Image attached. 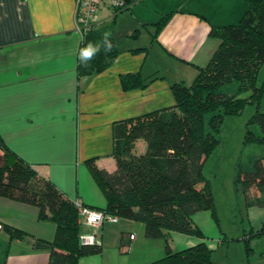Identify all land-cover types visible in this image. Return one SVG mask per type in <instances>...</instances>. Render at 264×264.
I'll list each match as a JSON object with an SVG mask.
<instances>
[{
	"label": "crops",
	"instance_id": "obj_1",
	"mask_svg": "<svg viewBox=\"0 0 264 264\" xmlns=\"http://www.w3.org/2000/svg\"><path fill=\"white\" fill-rule=\"evenodd\" d=\"M246 8L245 0H134L117 14L103 8L96 27L112 24L118 54L105 71L79 77L76 0H0L2 142L71 201L104 209L86 161L115 170L113 124L173 106L171 85L194 80L219 44L209 36L211 28L237 23ZM165 15L167 22L152 38L153 24ZM117 36L125 38L122 47ZM136 72L159 78L143 89L123 90L120 75ZM205 213L192 217L202 233L196 217ZM0 224V264H49V251L35 249L33 239L51 242L55 226L39 221L35 206L0 197ZM7 228L28 237L11 239ZM92 231L81 227V233ZM97 239L101 252L78 264H124L121 255L142 245L149 249L147 263L156 258L153 252L166 253L159 239L144 236L141 223L127 219L104 223ZM166 239L171 252L202 241L214 250L206 238L169 232Z\"/></svg>",
	"mask_w": 264,
	"mask_h": 264
},
{
	"label": "trees",
	"instance_id": "obj_2",
	"mask_svg": "<svg viewBox=\"0 0 264 264\" xmlns=\"http://www.w3.org/2000/svg\"><path fill=\"white\" fill-rule=\"evenodd\" d=\"M124 1L125 6L113 10L114 14L127 10L134 0ZM245 2L247 8L237 23L211 28L209 36L219 40V44L207 64L198 69L192 83L171 85L173 106L113 124L115 170L109 172L97 167L94 159L86 161L89 174L106 201L101 211L141 223L147 239H164L165 255L147 264H216L213 250L203 241L171 252L167 233L205 239L192 217L200 211L214 216L202 167L218 143L217 134L225 116L238 115L247 105H256L244 141L264 145V113L257 109L264 96V74L260 86L257 85L264 64V0ZM168 16L153 24L152 38ZM105 33L112 42L111 50L106 51L102 46L91 60L80 63V49L89 42L103 45ZM117 54L112 24L91 26L79 47L78 76H94L105 71ZM157 78L155 75L143 78L139 72L125 73L120 75V85L125 91L143 89ZM232 82L237 85V95L246 92L249 95L239 98L222 93L221 87ZM250 125H255L258 133L251 131ZM139 141L143 143L142 151L137 148ZM235 183L242 186L250 204H264V156L255 158L249 168L239 165ZM253 189L255 195L251 196L249 192ZM0 197L35 206L39 221L54 224L51 242L33 239L35 249L49 251V264H78L80 258L101 252L100 244L81 243L82 222L74 201L9 150L1 138ZM7 232L11 239L28 237L12 228H7ZM259 234H264V227Z\"/></svg>",
	"mask_w": 264,
	"mask_h": 264
},
{
	"label": "rangeland",
	"instance_id": "obj_3",
	"mask_svg": "<svg viewBox=\"0 0 264 264\" xmlns=\"http://www.w3.org/2000/svg\"><path fill=\"white\" fill-rule=\"evenodd\" d=\"M117 45H125V38L117 36ZM263 74L264 64L258 73V86L262 82ZM192 81H187L185 85L189 86ZM236 90L235 82L221 87L222 93L228 96L237 95ZM248 95L249 92L240 93L237 97L245 98ZM257 109L264 113V96ZM255 112L256 105L249 104L240 114L224 117L217 134L218 143L202 167L203 177L212 196L214 216L205 211L207 213L196 217V220L206 235L204 237L212 242V259L216 264H264V255L260 256L264 251V234H259L264 227V204H250L242 186L235 183L239 165L249 168L255 158L264 156V145L246 144L244 141L248 122ZM249 128L258 133L255 125H250ZM142 146L141 141L137 142L139 150H142ZM254 192V189L251 190L249 195H255ZM157 244H161L162 250L164 249V240L159 239ZM153 253L156 255L154 260L165 255L157 256V251ZM124 254L126 255H121L124 264H146L149 249L142 245L136 250L130 248V251Z\"/></svg>",
	"mask_w": 264,
	"mask_h": 264
},
{
	"label": "built area",
	"instance_id": "obj_4",
	"mask_svg": "<svg viewBox=\"0 0 264 264\" xmlns=\"http://www.w3.org/2000/svg\"><path fill=\"white\" fill-rule=\"evenodd\" d=\"M125 6L124 0H76L75 9V30L83 38L91 26L97 24L98 13L103 8H109L112 11L122 9ZM78 215L82 226L92 228L91 233H81L80 241L83 244H100L97 235L104 223H117L118 217L105 214L101 210L90 208L84 205L80 200H75ZM2 225L0 224V230ZM133 235H130V239Z\"/></svg>",
	"mask_w": 264,
	"mask_h": 264
},
{
	"label": "clouds",
	"instance_id": "obj_5",
	"mask_svg": "<svg viewBox=\"0 0 264 264\" xmlns=\"http://www.w3.org/2000/svg\"><path fill=\"white\" fill-rule=\"evenodd\" d=\"M108 37H109V34L105 33L103 45L99 43L94 44L92 42H89L85 47L81 48L80 53H79L80 63H87L89 60H91L95 54L100 52L102 46L104 50L110 51L112 48V42Z\"/></svg>",
	"mask_w": 264,
	"mask_h": 264
}]
</instances>
